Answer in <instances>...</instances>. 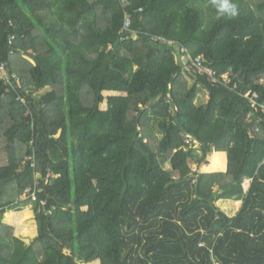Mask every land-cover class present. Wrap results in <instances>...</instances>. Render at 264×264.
I'll return each instance as SVG.
<instances>
[{
	"label": "trees",
	"instance_id": "obj_1",
	"mask_svg": "<svg viewBox=\"0 0 264 264\" xmlns=\"http://www.w3.org/2000/svg\"><path fill=\"white\" fill-rule=\"evenodd\" d=\"M230 2L0 0V264H264V0Z\"/></svg>",
	"mask_w": 264,
	"mask_h": 264
},
{
	"label": "built area",
	"instance_id": "obj_2",
	"mask_svg": "<svg viewBox=\"0 0 264 264\" xmlns=\"http://www.w3.org/2000/svg\"><path fill=\"white\" fill-rule=\"evenodd\" d=\"M130 25H131V15H127L123 32L129 31ZM136 37L137 36H134V39H136ZM12 39L13 38H11L10 43H12ZM153 40H155V41L160 40L164 43L166 42V41L162 40L161 38H156ZM180 53H181L180 61L184 67H187V65L189 63H191L192 66H194L198 70V72L207 75L208 78L210 79V81H212L213 83L221 84V85H225V86L230 85L231 75H232L231 71L228 73L219 74L217 71L213 70L212 68H210L206 65V61H205L204 57H197L194 59L191 57V55L188 53V51L186 49H182ZM1 75L8 76L7 69L4 65L0 66V78L6 79V77L1 76ZM6 80L10 82V79H6ZM246 97H248L249 99H252L253 102H255L254 99L257 98L258 95L256 93H253V94L248 93L246 95ZM36 198H37L36 194H34L33 199L37 200Z\"/></svg>",
	"mask_w": 264,
	"mask_h": 264
},
{
	"label": "rangeland",
	"instance_id": "obj_3",
	"mask_svg": "<svg viewBox=\"0 0 264 264\" xmlns=\"http://www.w3.org/2000/svg\"><path fill=\"white\" fill-rule=\"evenodd\" d=\"M1 76H4V77H6V79H9V76H6V75H1ZM104 95H105L106 98L109 97L107 93H104ZM115 95H117V94H115ZM107 108H108V100L106 99L104 104L101 106V109H105L106 110ZM116 139L117 140H121V137H117ZM208 160L211 161V158L208 157ZM217 160H218V157H217ZM166 167H167V169L170 168L169 165H167ZM211 169L212 168H205V167L202 168V170L204 172L210 171ZM217 169H221V168H217ZM213 170H216V168L213 169ZM173 175L176 178H179V176H180L177 173L175 174V172H173ZM248 187H249V182H246L245 183V188H248ZM240 205H241L240 203H231L230 201L228 202V201H224V200H220V201L216 202V206L219 209L224 210L231 217L236 215L237 211H239V209L241 207ZM13 215L19 220V223L17 222V225H19L20 222H23V224H25L22 228L18 229V231H15V232L17 234L21 235L29 243H32L36 239L37 234H38V231L36 229V219L34 218L35 214H31V217L28 220H26L28 218V216L23 214V213L15 212V214H13ZM24 218H26V219L24 220ZM33 228H34V230H33ZM26 229H29V231H26ZM93 264H100V263L99 262H95Z\"/></svg>",
	"mask_w": 264,
	"mask_h": 264
},
{
	"label": "crops",
	"instance_id": "obj_4",
	"mask_svg": "<svg viewBox=\"0 0 264 264\" xmlns=\"http://www.w3.org/2000/svg\"><path fill=\"white\" fill-rule=\"evenodd\" d=\"M106 93L108 94V96H111L112 94L113 95H115V94H117V95H126V94H121V93H116V92H106ZM209 157L211 158V161L208 160L207 164H205V165H203L201 167V170H200L201 172H203V173H214V172H226L227 171V168H228V156H227V153L226 152H213ZM217 157H218V160H217ZM203 167H205V168H212V169L210 171L204 172L202 170ZM215 168H216V170H213ZM217 168H223V169H219L218 170ZM176 173L180 175L179 172H175V174ZM249 186H250V182H249ZM248 188H245V189L247 190ZM230 202L231 203H240L241 204L240 205L241 207H240L239 211L241 210L242 205H243V202L242 201H238V202L230 201ZM239 211H237V213ZM20 213H23V214H25V215L28 216V218L27 219L24 218V220L25 219L28 220L31 217V214H34V212L31 209V207H28L25 210L20 211ZM13 214H15V212H9V213H7L6 214V217H5V222L8 223L10 226L14 227L15 228V231H18V229L22 228L25 224H23V222H20V224L17 225V222L19 223V220ZM34 218H35V216H34ZM36 229L38 231L37 224H36ZM33 230H34V228H33ZM26 231H29V229H26ZM16 236L20 237L22 240H24L25 242H27L28 244H30L21 235H19V234L16 233Z\"/></svg>",
	"mask_w": 264,
	"mask_h": 264
},
{
	"label": "clouds",
	"instance_id": "obj_5",
	"mask_svg": "<svg viewBox=\"0 0 264 264\" xmlns=\"http://www.w3.org/2000/svg\"><path fill=\"white\" fill-rule=\"evenodd\" d=\"M216 6L219 10V13H228L232 16L237 14L235 4L231 3L230 0H214Z\"/></svg>",
	"mask_w": 264,
	"mask_h": 264
},
{
	"label": "water",
	"instance_id": "obj_6",
	"mask_svg": "<svg viewBox=\"0 0 264 264\" xmlns=\"http://www.w3.org/2000/svg\"><path fill=\"white\" fill-rule=\"evenodd\" d=\"M179 48V46L178 45H176V49H178Z\"/></svg>",
	"mask_w": 264,
	"mask_h": 264
}]
</instances>
